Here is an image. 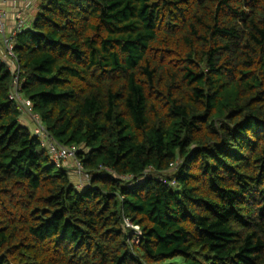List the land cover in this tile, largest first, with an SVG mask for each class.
Instances as JSON below:
<instances>
[{"label":"trees","instance_id":"1","mask_svg":"<svg viewBox=\"0 0 264 264\" xmlns=\"http://www.w3.org/2000/svg\"><path fill=\"white\" fill-rule=\"evenodd\" d=\"M14 52L0 264H264V0H42Z\"/></svg>","mask_w":264,"mask_h":264},{"label":"built area","instance_id":"2","mask_svg":"<svg viewBox=\"0 0 264 264\" xmlns=\"http://www.w3.org/2000/svg\"><path fill=\"white\" fill-rule=\"evenodd\" d=\"M42 0H20V2L24 3L26 6L36 4L41 2ZM11 0H0V61L7 65L9 70L14 75V87L10 94V99L14 100L23 114L30 115L31 113V101L25 99L20 94L19 87V67L17 65V58L14 52L15 48V40L21 33L30 29L32 25V19L29 17L26 8L17 10L14 19V26L11 31L7 29V18H8V10L7 7L11 5ZM16 1L14 2V7L16 8ZM37 121V119H35ZM39 129L37 131L38 134H43L44 129L38 125ZM52 153H53V161L60 166L62 163L73 162L74 164V174L86 183L89 182L90 176L84 172L81 164L78 162L77 154L79 148L77 146L71 147H56L55 145H51ZM86 183L80 181L78 183V188H82ZM126 227L133 229V231L141 235L140 228L138 226L133 225L130 221H126Z\"/></svg>","mask_w":264,"mask_h":264},{"label":"crops","instance_id":"3","mask_svg":"<svg viewBox=\"0 0 264 264\" xmlns=\"http://www.w3.org/2000/svg\"><path fill=\"white\" fill-rule=\"evenodd\" d=\"M16 1V8L14 7V2ZM11 5L7 7V10L9 12L8 18H7V29L8 31H11L14 26V19L15 15L17 13L18 8L23 9L26 8L28 15H30V18L33 20L35 16L39 13V6L38 3L28 5L26 6L24 3L20 2V0H11ZM32 118H30L29 115L23 114L21 117V122L22 124L29 125L30 127L34 128L35 132L37 133L38 129L36 128V125L31 121Z\"/></svg>","mask_w":264,"mask_h":264},{"label":"rangeland","instance_id":"4","mask_svg":"<svg viewBox=\"0 0 264 264\" xmlns=\"http://www.w3.org/2000/svg\"><path fill=\"white\" fill-rule=\"evenodd\" d=\"M38 6H39V8L41 9V2L38 3ZM39 11H40V10H39ZM29 17H30V16H29ZM31 121L36 125V128H37L38 124H37L35 118H32ZM23 125H25V126H26V127H27V128L33 133V134H35V130H34V128H32V127H30L29 125H26V124H23ZM41 138H42L43 141L45 140L43 136H42ZM43 147H44V148H41L40 150H43V149H46V150H47V147H46V146H43ZM71 172H72V174L74 175L73 177H74V178L76 177V181H77L78 183H80V181H82L83 183H86V181L81 180L80 178H78V177L74 174V170H72ZM73 177L71 176L72 180H74Z\"/></svg>","mask_w":264,"mask_h":264}]
</instances>
